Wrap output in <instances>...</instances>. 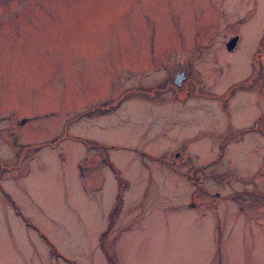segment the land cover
Masks as SVG:
<instances>
[{
    "label": "rangeland",
    "instance_id": "374dc122",
    "mask_svg": "<svg viewBox=\"0 0 264 264\" xmlns=\"http://www.w3.org/2000/svg\"><path fill=\"white\" fill-rule=\"evenodd\" d=\"M0 173V264H264V0H0Z\"/></svg>",
    "mask_w": 264,
    "mask_h": 264
},
{
    "label": "flooded vegetation",
    "instance_id": "af4514ba",
    "mask_svg": "<svg viewBox=\"0 0 264 264\" xmlns=\"http://www.w3.org/2000/svg\"><path fill=\"white\" fill-rule=\"evenodd\" d=\"M234 47H235V45L234 46H231V47H226V45H225V48L226 49H229V51H232ZM258 66H259L258 58L256 56H252L251 60L249 61V77H250V82L249 83H250V86L258 78V75H259V67ZM180 73H186V74L189 75L188 76V79L191 78V74H192L191 70H188V71L180 70V72H177V74H180ZM181 80L182 79H180V81ZM254 125H256V124H254ZM0 176H1V173H0ZM1 191H2V189H1Z\"/></svg>",
    "mask_w": 264,
    "mask_h": 264
},
{
    "label": "water",
    "instance_id": "95a60500",
    "mask_svg": "<svg viewBox=\"0 0 264 264\" xmlns=\"http://www.w3.org/2000/svg\"><path fill=\"white\" fill-rule=\"evenodd\" d=\"M234 40H235V37H231V38L228 40V42L226 43V47H230V46L233 44ZM177 78H178V80H179V79L181 78V75H178Z\"/></svg>",
    "mask_w": 264,
    "mask_h": 264
},
{
    "label": "crops",
    "instance_id": "0c3cea01",
    "mask_svg": "<svg viewBox=\"0 0 264 264\" xmlns=\"http://www.w3.org/2000/svg\"><path fill=\"white\" fill-rule=\"evenodd\" d=\"M220 228H221L222 231H224V229H225L223 226H221Z\"/></svg>",
    "mask_w": 264,
    "mask_h": 264
}]
</instances>
